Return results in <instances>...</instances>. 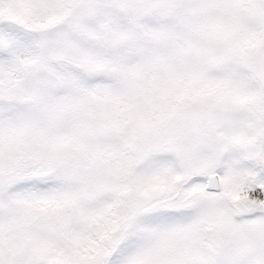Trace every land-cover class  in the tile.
Masks as SVG:
<instances>
[{
	"label": "snow or ice",
	"instance_id": "obj_1",
	"mask_svg": "<svg viewBox=\"0 0 264 264\" xmlns=\"http://www.w3.org/2000/svg\"><path fill=\"white\" fill-rule=\"evenodd\" d=\"M0 264H264V0H0Z\"/></svg>",
	"mask_w": 264,
	"mask_h": 264
}]
</instances>
